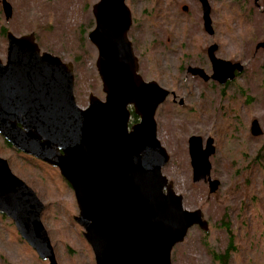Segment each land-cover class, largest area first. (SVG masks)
Returning <instances> with one entry per match:
<instances>
[{
	"label": "rangeland",
	"instance_id": "1",
	"mask_svg": "<svg viewBox=\"0 0 264 264\" xmlns=\"http://www.w3.org/2000/svg\"><path fill=\"white\" fill-rule=\"evenodd\" d=\"M13 9L5 20L0 7V59L6 61L4 32L15 36L33 33L41 52L72 63L76 104L84 109L88 96L104 100L96 70L97 51L87 35L94 27L92 6L99 0H7ZM155 1L161 11L148 19L146 9ZM213 38L202 26L197 0H126L132 15L128 39L145 81L170 91L155 114L157 139L170 159L162 174L183 198L188 211L200 209L209 225L197 227L171 253V264H219L209 251L226 257L227 264H264V0L260 9L244 0H208ZM182 6L188 12H182ZM163 8L166 18H161ZM145 11V12H144ZM164 14V12H163ZM149 17V16H148ZM4 30V32H3ZM85 33V34H84ZM218 44L217 56L241 63L244 71L229 86L203 84L190 77L187 66H206L205 48ZM77 57L76 61L73 59ZM210 72V71H209ZM177 102H172V93ZM179 99L184 101L179 104ZM137 120V119H136ZM257 120L262 135L253 137ZM199 136L203 145L214 140L209 159L211 178L219 181L210 194L207 183L192 181L188 139ZM12 173L31 187L48 209L42 223L58 264H95L84 230L74 221L78 209L74 194L56 168L1 147ZM13 166V167H12ZM0 264H48L23 241L11 221L0 215Z\"/></svg>",
	"mask_w": 264,
	"mask_h": 264
},
{
	"label": "water",
	"instance_id": "2",
	"mask_svg": "<svg viewBox=\"0 0 264 264\" xmlns=\"http://www.w3.org/2000/svg\"><path fill=\"white\" fill-rule=\"evenodd\" d=\"M125 2L99 0L92 6L94 27L87 38L97 51L95 66L105 97L102 101L90 94L84 109L75 101L72 63L41 52L33 33L7 32L6 61H0V136L59 171L73 191L74 221L84 230L95 264H171L172 250L188 231L197 227L207 233L209 225L200 209H184L182 196L162 174L170 157L157 139L155 114L170 93L139 74ZM198 2L203 30L212 35L209 1ZM0 4L8 21L12 6L7 0ZM255 48L264 49V42ZM216 50L212 45L207 51L211 78L224 85L243 66L216 58ZM187 73L207 79L200 68L189 67ZM250 133L262 135L257 120ZM214 153L212 138L203 145L201 137H189L192 181L207 183L210 194L219 188L210 175ZM44 207L0 157V215L39 259L58 264L41 221Z\"/></svg>",
	"mask_w": 264,
	"mask_h": 264
},
{
	"label": "flooded vegetation",
	"instance_id": "3",
	"mask_svg": "<svg viewBox=\"0 0 264 264\" xmlns=\"http://www.w3.org/2000/svg\"><path fill=\"white\" fill-rule=\"evenodd\" d=\"M245 2H247V3H251L252 2V4H253V6L256 8V9H260L261 7L259 6V1L258 0H244ZM256 1H257V3H256ZM1 7V6H0ZM202 26H203V20H202ZM212 29H213V34L212 35H209V34H207L204 30V33L208 36V37H210V38H213L214 36H215V34H216V32H217V30H216V27H214V25L212 24ZM6 34H7V31H5L4 32V35H5V38H6ZM214 39V38H213ZM212 45H215L216 47H217V50L215 51V57L216 58H218V59H221L220 57H218L217 56V52L219 51V45L216 43H214V44H211V45H209L208 47H206L205 48V53H206V58H207V61H208V63H209V71H208V68H206V66H200V65H193V66H187L186 67V69H185V72L187 73V69L189 68V67H196V68H200V69H202L203 71H204V74H205V76L207 77V79L206 80H204V79H202L201 77H199V76H192V75H190V74H188L190 77H192V78H197V79H199L201 82H203V84H206V85H210V86H215V85H220L218 82H216L215 80H213L212 78H211V75L213 74V72H212V64H211V62H210V59H209V57H208V55H207V51H208V48L210 47V46H212ZM257 50V49H256ZM0 61L3 63V61L0 59ZM5 63V62H4ZM3 63V64H4ZM232 63V62H231ZM236 63H238V62H236ZM236 63H233V64H236ZM239 64H241V63H239ZM244 71V66H243V70L240 72V73H238V72H235V78L232 80V81H227V83L226 84H224V85H220V86H223V88H225V87H227V86H229L232 82H234V80L236 79V78H238V77H240L241 76V73ZM168 92H170V91H168ZM172 93V92H171ZM172 94H174V93H172ZM171 94V95H172ZM172 97V102L173 103H176L177 102V96L175 97V96H171ZM182 99H179L178 101H179V104H180V101H181ZM183 101V100H182ZM183 103H184V101H183ZM183 105V104H182ZM132 122H134V121H132ZM136 122V121H135ZM1 147H5L6 148V150H9V151H13V152H15V153H19V154H21V152H19L18 150H16L15 148H13L2 136H0V153H1ZM0 157H1V154H0ZM2 158V157H1ZM6 160V159H5ZM7 162H8V165H9V167H10V164H9V160H6ZM44 212V211H43ZM43 215V214H42Z\"/></svg>",
	"mask_w": 264,
	"mask_h": 264
},
{
	"label": "trees",
	"instance_id": "4",
	"mask_svg": "<svg viewBox=\"0 0 264 264\" xmlns=\"http://www.w3.org/2000/svg\"><path fill=\"white\" fill-rule=\"evenodd\" d=\"M157 5H159V12L161 11V8H162V4L160 5V1H155V4L153 5V9L152 10H149V9H146V15H147V18L148 19H151V18H154V16H155V12H156V9H158V7H156ZM155 7H156V9H155ZM145 12V11H144ZM163 12H164V14H163ZM159 15H157L156 14V16H160L161 18L163 17V18H166V14H167V12L165 11V8H163V10H162V12L161 13H158ZM149 16V17H148ZM3 32H4V30H3ZM85 34V33H84ZM77 57H75L74 59H73V62H75L77 59H76ZM132 121H136V117H134V116H132ZM19 154V153H18ZM9 163H10V161H9ZM13 167V166H12ZM46 210L48 209V206H46V208H45ZM42 220L43 221H47L48 220V218H47V216H46V213H44V215H43V218H42ZM209 253L211 254V256H212V259L214 260V261H216L217 263H219V264H227V260H226V257L225 256H223V255H217L216 253H214L213 251H209Z\"/></svg>",
	"mask_w": 264,
	"mask_h": 264
}]
</instances>
